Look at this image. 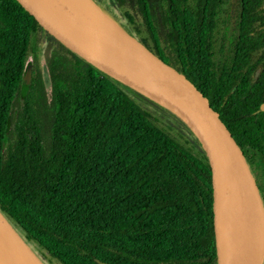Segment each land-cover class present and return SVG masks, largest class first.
<instances>
[{
    "label": "trees",
    "instance_id": "1",
    "mask_svg": "<svg viewBox=\"0 0 264 264\" xmlns=\"http://www.w3.org/2000/svg\"><path fill=\"white\" fill-rule=\"evenodd\" d=\"M114 1L127 31L203 89L264 203V0ZM0 210L52 264H218L211 170L184 118L16 0H0Z\"/></svg>",
    "mask_w": 264,
    "mask_h": 264
},
{
    "label": "water",
    "instance_id": "2",
    "mask_svg": "<svg viewBox=\"0 0 264 264\" xmlns=\"http://www.w3.org/2000/svg\"><path fill=\"white\" fill-rule=\"evenodd\" d=\"M16 1L74 53L145 88L184 118L203 147L211 170L218 264H263L261 193L242 149L199 84L92 0ZM0 264H44L1 210Z\"/></svg>",
    "mask_w": 264,
    "mask_h": 264
},
{
    "label": "rangeland",
    "instance_id": "3",
    "mask_svg": "<svg viewBox=\"0 0 264 264\" xmlns=\"http://www.w3.org/2000/svg\"><path fill=\"white\" fill-rule=\"evenodd\" d=\"M92 1H94L96 4H98L108 16H110L113 20H115L117 23H119L122 27H124L125 29H126V27L128 28L129 23L126 20L122 10L117 6V4L115 3L114 0H92ZM31 60H32V57H30V61ZM38 60H39V68L42 71L44 81L47 85L48 90L50 91V85H49L50 79H49L47 64H46L45 57L41 51L38 52ZM150 107L152 109H154V106H150ZM155 112H156V114L161 116L162 121H164L165 123H168V124L170 123L173 126V128L175 129V131L179 130V127H180L179 124L172 117H170L168 114H165V112L163 110L157 109V107H155ZM250 170H251L256 182L258 183L260 178L262 179V177H260V175H261L260 172H256V170L254 168L253 169L250 168ZM257 179H258V181H257ZM262 182L264 184L263 180H262ZM13 225L15 226V224H13ZM16 228L22 233V231L18 227H16ZM29 245L34 250V252L39 256V258L43 261L44 264H52L42 254V252L40 251V248L36 244L29 242Z\"/></svg>",
    "mask_w": 264,
    "mask_h": 264
},
{
    "label": "bare ground",
    "instance_id": "4",
    "mask_svg": "<svg viewBox=\"0 0 264 264\" xmlns=\"http://www.w3.org/2000/svg\"><path fill=\"white\" fill-rule=\"evenodd\" d=\"M249 197H250V203H251V205H252V208H253V210H254V211L256 212V214H257L255 201L252 199L251 196H249Z\"/></svg>",
    "mask_w": 264,
    "mask_h": 264
},
{
    "label": "flooded vegetation",
    "instance_id": "5",
    "mask_svg": "<svg viewBox=\"0 0 264 264\" xmlns=\"http://www.w3.org/2000/svg\"><path fill=\"white\" fill-rule=\"evenodd\" d=\"M262 64H264V63H262ZM260 72H261V70H258V71H256V75H259V74H260ZM263 104H264V103H263ZM263 104L261 105V108H262V110H264V109H263V107H262V106H263ZM258 186H259V185H258Z\"/></svg>",
    "mask_w": 264,
    "mask_h": 264
}]
</instances>
